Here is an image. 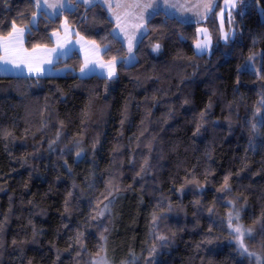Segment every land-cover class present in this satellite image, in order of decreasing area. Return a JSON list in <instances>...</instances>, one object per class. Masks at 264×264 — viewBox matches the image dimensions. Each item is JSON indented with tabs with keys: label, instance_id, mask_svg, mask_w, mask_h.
<instances>
[{
	"label": "trees",
	"instance_id": "16d2710c",
	"mask_svg": "<svg viewBox=\"0 0 264 264\" xmlns=\"http://www.w3.org/2000/svg\"><path fill=\"white\" fill-rule=\"evenodd\" d=\"M36 2L0 0V37L29 25ZM216 11L210 54L194 49L202 23L159 11L130 65L101 3L39 13L25 48L52 46L66 19L117 76L0 75V264H87L107 239L117 264H247L230 197L264 252V0H249L228 43ZM259 51V73L240 69Z\"/></svg>",
	"mask_w": 264,
	"mask_h": 264
},
{
	"label": "rangeland",
	"instance_id": "374dc122",
	"mask_svg": "<svg viewBox=\"0 0 264 264\" xmlns=\"http://www.w3.org/2000/svg\"><path fill=\"white\" fill-rule=\"evenodd\" d=\"M89 1L91 0H76L75 2H83L85 4V2ZM75 2L72 3L71 0H37L36 11L31 16L30 24L27 26L15 25L16 28L24 29L22 38L17 39L16 35L13 34V29L10 33L13 34L11 40L8 39L10 34L6 37H0V53H2V57H0V75H25L31 77L59 76L71 70L79 77L96 74L107 78L109 82L112 81L117 76L116 65L118 60L104 59L102 57L104 49L96 42L81 36L66 19L61 21L60 29L52 34V46L37 48L32 52L28 51L24 46L25 32L30 28V25H36L41 11L49 17H55L66 10L73 9ZM96 3H101L109 11L110 18L116 23L113 28V33L116 37L119 36L118 38L121 41L123 40L122 42L128 47L127 55L131 57L135 54L132 49L135 44L133 39L138 34L144 35L145 28L147 31L144 18H148L150 14L153 15L159 11H163L165 15L174 16L183 22L202 23L196 29L197 39L194 43V49L198 54H210L216 46V41L209 27L203 23L217 9L215 12L218 31L217 41L221 43L231 42L237 37L235 17L238 14H243L248 9L249 0H223L219 7L218 0H97ZM116 4H120L122 7L116 8ZM49 5H62V7H49ZM109 5L112 7H109ZM136 5H139V7H136ZM144 5H151V7H144ZM260 12L263 17L261 7ZM126 18L131 20H127ZM5 45L8 46L7 54L4 48ZM157 45L154 46V53H158L161 48L160 45L157 48ZM73 53H77L81 59V64L77 69H74L72 66L55 65L58 60L65 59L73 55ZM260 54L261 51L253 55L240 69L259 73L257 58ZM5 59L12 60L14 63H5ZM28 64H31L33 67L38 66L41 72L36 73L30 71L27 66ZM110 68H114V74L111 76L109 75ZM233 198L230 197L228 199V218L232 234L231 241L247 264H264V252L261 250L259 242H257L255 237L256 228L243 223L241 216L242 205ZM107 208V205L103 208L104 213H106ZM237 226L241 227L242 234L233 230ZM108 242V239L107 242H103V250L96 256L90 258L87 264H117L114 262L116 259L112 257L109 251ZM241 242L243 243V247L241 246ZM108 256L114 260L111 262ZM135 262L136 260L130 263L124 262L123 264H135Z\"/></svg>",
	"mask_w": 264,
	"mask_h": 264
},
{
	"label": "snow or ice",
	"instance_id": "6c2138e0",
	"mask_svg": "<svg viewBox=\"0 0 264 264\" xmlns=\"http://www.w3.org/2000/svg\"><path fill=\"white\" fill-rule=\"evenodd\" d=\"M37 6L39 7V5H37ZM49 7H62V5H49ZM109 7H112V6L109 5ZM115 7H116V8H120V7H122V5H120V4H116ZM136 7H139V5H136ZM144 7H151V5H144ZM23 32H24V29H23V28H16V26L13 25V34L16 35V38H17V39H21V38H22V36H23ZM13 34H10V36L8 37L9 40H11V39L13 38ZM158 47H159V46L157 45V48H158ZM4 48H5V52H6V54H7V52H8V46L5 45ZM4 62H5V63H14V61H12V60H7V59H5ZM17 66H18V65H17ZM27 66L29 67V70H30V71H34V72H36V73H40V72H41V69H40L38 66H37V67H33L31 64H28ZM82 71H83V69H82ZM113 74H114V68H110L109 75L111 76V75H113ZM226 183H227V181H226ZM233 230H234L235 232L239 233V234H242V229H241L240 226L235 227ZM161 239H164V237H161ZM241 246L243 247V243H242V242H241ZM245 251H247V249H245Z\"/></svg>",
	"mask_w": 264,
	"mask_h": 264
},
{
	"label": "crops",
	"instance_id": "0c3cea01",
	"mask_svg": "<svg viewBox=\"0 0 264 264\" xmlns=\"http://www.w3.org/2000/svg\"><path fill=\"white\" fill-rule=\"evenodd\" d=\"M40 1V0H39ZM76 0H71V2L72 3H74ZM96 1L97 0H91V1H89V2H85V4H87V5H90V4H92V3H96ZM128 3H130L129 1H128ZM109 12V11H108ZM152 14H150V16H151ZM134 16V15H133ZM149 16V17H150ZM168 16H171V15H168ZM127 17V16H126ZM149 17L148 18H144V22H145V24H146V22H147V20L149 19ZM127 20H131V19H129V18H126ZM114 21V20H113ZM115 25H116V23H115ZM145 32H146V28H145ZM145 32H144V34H145ZM142 35L143 34H138L134 39H133V41H135V44H134V46H133V52H135V45H136V43H138L137 41H139L140 40V38L142 37ZM119 37V36H118ZM123 41V40H122ZM124 43V42H123ZM124 45H125V43H124ZM126 46V45H125ZM37 48H44V47H37ZM37 48H34V49H27L28 51H30V52H32L33 50H35V49H37ZM126 48L128 49V47L126 46ZM0 57H2V53H1V55H0ZM124 61H125V64H127V65H130V64H132V63H134L135 61H136V56H135V54L134 55H132L131 57H128V55L125 57V59H124Z\"/></svg>",
	"mask_w": 264,
	"mask_h": 264
}]
</instances>
